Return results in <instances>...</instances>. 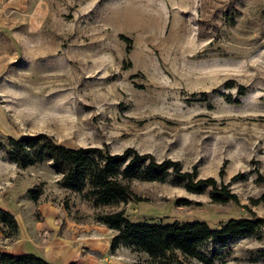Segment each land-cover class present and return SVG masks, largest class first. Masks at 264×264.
<instances>
[{
    "label": "rangeland",
    "instance_id": "1",
    "mask_svg": "<svg viewBox=\"0 0 264 264\" xmlns=\"http://www.w3.org/2000/svg\"><path fill=\"white\" fill-rule=\"evenodd\" d=\"M43 134L70 149L178 164L132 181L129 201L93 206L42 162L19 169L0 149V252L48 264H135L94 215L132 224L264 221V0H0V144ZM29 191L38 192L33 201ZM210 194L219 200L213 203ZM212 264H264V223L201 249ZM183 264H200L182 259Z\"/></svg>",
    "mask_w": 264,
    "mask_h": 264
},
{
    "label": "trees",
    "instance_id": "2",
    "mask_svg": "<svg viewBox=\"0 0 264 264\" xmlns=\"http://www.w3.org/2000/svg\"><path fill=\"white\" fill-rule=\"evenodd\" d=\"M5 159L19 169L47 162L48 167L58 176L60 189L83 195L93 206L108 205L129 201L132 181L163 183L170 177L171 184L181 186L188 193L200 194L207 187H214L212 179L192 182L188 174L178 173V164L169 161L154 163L146 155L125 152L121 155H109L97 148L70 149L56 145L46 135L36 134L18 139L7 137ZM31 200L38 192L29 191ZM219 200L216 194H210L213 203ZM94 222L116 232L111 238L109 250L119 246L132 253H142L147 259L135 264H183L182 259H194L200 264H212L211 257L201 249L207 244L223 246L236 239L250 237L264 223L262 219L251 218L229 221L217 230H211L204 223H172L168 225L132 224L121 212L94 215ZM0 223L8 225L13 232L16 225L12 216L0 209ZM0 264H48L32 254L12 256L0 252Z\"/></svg>",
    "mask_w": 264,
    "mask_h": 264
},
{
    "label": "crops",
    "instance_id": "3",
    "mask_svg": "<svg viewBox=\"0 0 264 264\" xmlns=\"http://www.w3.org/2000/svg\"><path fill=\"white\" fill-rule=\"evenodd\" d=\"M24 254H27V253H23V254L15 255V256H20V255H24ZM10 255H11V254H10Z\"/></svg>",
    "mask_w": 264,
    "mask_h": 264
}]
</instances>
